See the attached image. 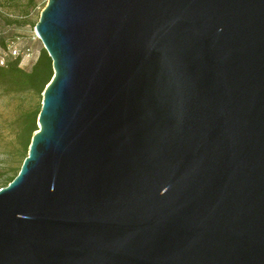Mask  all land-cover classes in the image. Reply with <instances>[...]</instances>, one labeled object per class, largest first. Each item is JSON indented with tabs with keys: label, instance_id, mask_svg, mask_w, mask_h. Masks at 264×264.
<instances>
[{
	"label": "water",
	"instance_id": "95a60500",
	"mask_svg": "<svg viewBox=\"0 0 264 264\" xmlns=\"http://www.w3.org/2000/svg\"><path fill=\"white\" fill-rule=\"evenodd\" d=\"M35 34L0 264H264V0H48Z\"/></svg>",
	"mask_w": 264,
	"mask_h": 264
},
{
	"label": "rangeland",
	"instance_id": "374dc122",
	"mask_svg": "<svg viewBox=\"0 0 264 264\" xmlns=\"http://www.w3.org/2000/svg\"><path fill=\"white\" fill-rule=\"evenodd\" d=\"M47 5L48 0H37L35 6L30 5V0H0V56L7 51L1 44L7 46L9 41L21 48L30 47L35 57L40 54L44 48L36 39L34 25ZM42 99L8 90L0 84V189L6 187L5 181L21 167L23 149L17 136L24 119L37 110Z\"/></svg>",
	"mask_w": 264,
	"mask_h": 264
},
{
	"label": "trees",
	"instance_id": "16d2710c",
	"mask_svg": "<svg viewBox=\"0 0 264 264\" xmlns=\"http://www.w3.org/2000/svg\"><path fill=\"white\" fill-rule=\"evenodd\" d=\"M36 3L37 0H30V5L35 6ZM36 25L37 24L34 25V28ZM10 43V41L7 42V46H5L3 43L1 45L6 47L5 49H8ZM53 77V64L44 49L38 55V59L36 63H34L30 68V71H24V69H20V60L12 62L6 67L0 66V84L4 85L8 90L21 93H30L40 97H43L46 87L52 81ZM42 102L43 99L37 110L31 115L27 116L22 123L21 130L19 131L17 137L23 149V161L21 167L14 172V175L5 181L6 187H8L19 175L23 163L28 157L32 138L39 130L38 118L42 109Z\"/></svg>",
	"mask_w": 264,
	"mask_h": 264
},
{
	"label": "built area",
	"instance_id": "2783aa9c",
	"mask_svg": "<svg viewBox=\"0 0 264 264\" xmlns=\"http://www.w3.org/2000/svg\"><path fill=\"white\" fill-rule=\"evenodd\" d=\"M36 39L39 40L37 36ZM34 54L30 47L21 48L18 44L12 43L5 54L0 56V66L6 67L9 63L20 60V67L22 69H30L38 59V56L35 57Z\"/></svg>",
	"mask_w": 264,
	"mask_h": 264
}]
</instances>
